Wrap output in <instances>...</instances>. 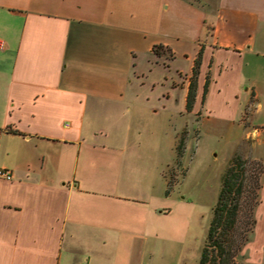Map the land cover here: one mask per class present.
<instances>
[{
  "label": "crops",
  "instance_id": "crops-1",
  "mask_svg": "<svg viewBox=\"0 0 264 264\" xmlns=\"http://www.w3.org/2000/svg\"><path fill=\"white\" fill-rule=\"evenodd\" d=\"M0 37V264H152L167 117L264 145V0H0Z\"/></svg>",
  "mask_w": 264,
  "mask_h": 264
},
{
  "label": "rangeland",
  "instance_id": "rangeland-1",
  "mask_svg": "<svg viewBox=\"0 0 264 264\" xmlns=\"http://www.w3.org/2000/svg\"><path fill=\"white\" fill-rule=\"evenodd\" d=\"M180 61L186 64L185 59ZM155 67L153 78H161L164 66L159 63ZM165 81L162 79L154 92L164 89ZM197 120L186 114L183 120L167 117L163 122L171 161L165 193L170 196L167 202L173 214H169L161 236L153 237L152 264H198L229 160L237 153L250 158L264 156V145L251 138L237 140L197 132ZM256 218L251 238L240 253V264H264V208L256 209Z\"/></svg>",
  "mask_w": 264,
  "mask_h": 264
},
{
  "label": "trees",
  "instance_id": "trees-1",
  "mask_svg": "<svg viewBox=\"0 0 264 264\" xmlns=\"http://www.w3.org/2000/svg\"><path fill=\"white\" fill-rule=\"evenodd\" d=\"M202 54L200 50L194 62L186 102L188 110L196 99ZM207 87L206 82L205 91ZM263 186V160L238 153L229 160L198 264H240V253L257 223L256 209Z\"/></svg>",
  "mask_w": 264,
  "mask_h": 264
},
{
  "label": "built area",
  "instance_id": "built-area-1",
  "mask_svg": "<svg viewBox=\"0 0 264 264\" xmlns=\"http://www.w3.org/2000/svg\"><path fill=\"white\" fill-rule=\"evenodd\" d=\"M5 46H6L5 40L2 37H0V50H3L5 48ZM0 176L5 177L7 179H10L11 173L7 169L0 168Z\"/></svg>",
  "mask_w": 264,
  "mask_h": 264
}]
</instances>
